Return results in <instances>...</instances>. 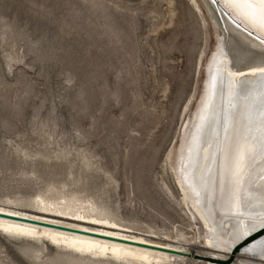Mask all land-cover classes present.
<instances>
[{"label": "rangeland", "instance_id": "rangeland-1", "mask_svg": "<svg viewBox=\"0 0 264 264\" xmlns=\"http://www.w3.org/2000/svg\"><path fill=\"white\" fill-rule=\"evenodd\" d=\"M198 4L0 0V206L89 207L195 245L171 264H209L173 168L217 45ZM18 236L0 231V264H121Z\"/></svg>", "mask_w": 264, "mask_h": 264}, {"label": "bare ground", "instance_id": "bare-ground-1", "mask_svg": "<svg viewBox=\"0 0 264 264\" xmlns=\"http://www.w3.org/2000/svg\"><path fill=\"white\" fill-rule=\"evenodd\" d=\"M197 1L213 21L217 45L207 61L202 95L173 168L185 203L202 218L207 245L215 250L193 257L209 264H264V234L233 252L264 228V41L235 25L213 0ZM220 3L264 37L254 10L231 0ZM169 158L174 163L171 154ZM40 201L34 212L0 206V213L33 221L0 217V231L44 238L121 264H171L195 248L186 240L143 235L89 207L73 213L72 206Z\"/></svg>", "mask_w": 264, "mask_h": 264}, {"label": "water", "instance_id": "water-1", "mask_svg": "<svg viewBox=\"0 0 264 264\" xmlns=\"http://www.w3.org/2000/svg\"><path fill=\"white\" fill-rule=\"evenodd\" d=\"M213 2L215 4H217L218 6L221 7V9L223 10V12L232 20V22L237 25L238 27L243 28L244 30L248 31L251 35H253L254 37H256L258 40L264 41V37L259 35L258 33H256L255 31H253L252 29L248 28L247 26L243 25L241 23L240 20H238L230 10H227L225 8V6L223 4L220 3V0H213ZM0 217H6V218H10V219H16L19 221H31L26 219V217H21V216H15V215H9L6 213H0ZM33 222V221H31ZM264 234V228L260 229L259 231H257L256 233L250 235L249 237H247L244 241L240 242L238 245H236L233 248V252L237 253L238 251H240L241 247L243 246V244L248 243L249 241L255 239L256 237H258L259 235Z\"/></svg>", "mask_w": 264, "mask_h": 264}, {"label": "snow or ice", "instance_id": "snow-or-ice-1", "mask_svg": "<svg viewBox=\"0 0 264 264\" xmlns=\"http://www.w3.org/2000/svg\"><path fill=\"white\" fill-rule=\"evenodd\" d=\"M232 3L255 11L259 18L261 28L264 30V0H231ZM262 225H264V214H262Z\"/></svg>", "mask_w": 264, "mask_h": 264}]
</instances>
